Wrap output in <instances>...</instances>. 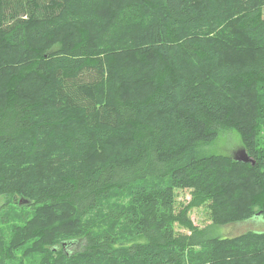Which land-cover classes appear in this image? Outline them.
I'll return each mask as SVG.
<instances>
[{
  "label": "trees",
  "instance_id": "1",
  "mask_svg": "<svg viewBox=\"0 0 264 264\" xmlns=\"http://www.w3.org/2000/svg\"><path fill=\"white\" fill-rule=\"evenodd\" d=\"M260 127L264 0H0V197L35 210L0 230L2 264L26 237L46 264H264V231L219 238L190 217L264 222ZM221 128L254 165L197 155ZM99 219L133 239L94 234Z\"/></svg>",
  "mask_w": 264,
  "mask_h": 264
},
{
  "label": "rangeland",
  "instance_id": "2",
  "mask_svg": "<svg viewBox=\"0 0 264 264\" xmlns=\"http://www.w3.org/2000/svg\"><path fill=\"white\" fill-rule=\"evenodd\" d=\"M154 4V3H153ZM113 5V4H112ZM155 5V4H154ZM52 53V52H51ZM111 88V89H108ZM116 85L112 82L107 86L106 94L108 99L112 97H117L116 94ZM259 145L264 147V127H260L258 132ZM244 148L241 136L239 133L232 129L221 128L219 131L218 138L211 143H201L196 147V153L201 157H210V156H226L234 157L235 154ZM115 152L114 145L101 146L98 145L95 150L92 151V154L89 156V162L103 159V157H112ZM179 203H188L191 200L190 191H178ZM13 197L1 196L0 197V230H5L8 234L7 241L10 240L11 233H14L17 227H23L25 224L32 222L35 210H32L30 207H22L18 202H14ZM21 206V207H20ZM259 206H255V210L259 211ZM190 217L195 225L200 228H206L208 232L219 238H235L241 236L249 231H264V222L263 220H251V221H241L228 225H213L210 217V210L207 207H202L199 209L192 210ZM3 218H6L7 223L3 224ZM93 223L92 231L96 235H103L106 232L116 233L118 238L131 241L132 235L128 232H121L120 227L112 222H109L107 219H99ZM39 230H33L37 232ZM184 232V231H182ZM132 238V239H131ZM32 239H34L32 241ZM39 242L34 237H26L22 242L19 243L20 247H15L16 251V260L12 264H33L32 261L36 260L35 264H46V259L43 254L42 247L38 249L37 254L34 257L33 255H28L33 246H41ZM79 246H73L69 248L68 252L79 250ZM0 263L2 264L1 260Z\"/></svg>",
  "mask_w": 264,
  "mask_h": 264
},
{
  "label": "water",
  "instance_id": "3",
  "mask_svg": "<svg viewBox=\"0 0 264 264\" xmlns=\"http://www.w3.org/2000/svg\"><path fill=\"white\" fill-rule=\"evenodd\" d=\"M234 160H236L238 162H243V163H252L254 165V161L249 157L246 150H244V149L238 151L235 154ZM22 203H23V200L20 201V204H22Z\"/></svg>",
  "mask_w": 264,
  "mask_h": 264
}]
</instances>
